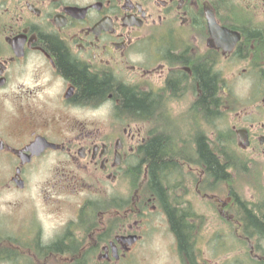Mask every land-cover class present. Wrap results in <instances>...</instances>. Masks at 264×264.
Listing matches in <instances>:
<instances>
[{
  "label": "flooded vegetation",
  "instance_id": "af4514ba",
  "mask_svg": "<svg viewBox=\"0 0 264 264\" xmlns=\"http://www.w3.org/2000/svg\"><path fill=\"white\" fill-rule=\"evenodd\" d=\"M213 18L219 28L212 33ZM53 43L70 64L109 80L111 92L84 98ZM201 72L213 84L208 96ZM120 89L146 96L150 111L125 108ZM191 125L186 145L180 128ZM155 138L171 142L175 158L160 198L144 157ZM202 141L228 180L237 167L252 186L264 184V0H0V195L28 186L87 194L77 214L53 230L30 212L13 229L7 225L0 236L13 240L9 253L33 257L27 264H134L152 207L166 218L180 264H212L199 257L201 216L190 197L221 202L203 193L219 182L202 161ZM126 186H136L133 198H101ZM232 195L230 207L244 210L237 228L255 240L248 258L242 253L234 264H264V240L245 230L244 214L263 219L264 203ZM44 200L54 207L49 215L63 212L58 199ZM170 212L188 224L191 259L179 247ZM127 236L139 240L129 245Z\"/></svg>",
  "mask_w": 264,
  "mask_h": 264
},
{
  "label": "rangeland",
  "instance_id": "374dc122",
  "mask_svg": "<svg viewBox=\"0 0 264 264\" xmlns=\"http://www.w3.org/2000/svg\"><path fill=\"white\" fill-rule=\"evenodd\" d=\"M153 128L157 131L164 130L161 125L156 123H154ZM180 129L183 138H187V145L190 143L189 140H192L193 126H185ZM177 173L178 171H175V174L168 177L171 183ZM230 179L216 185V191H212V193L203 191V193L208 192V198L215 193L221 200L219 205L210 203L209 199L202 198L197 201L194 200L192 195L190 196L196 214L201 216L198 222L201 230L198 246L203 251H201L199 257L212 259V264H234L238 256H242V253L248 258L250 251L248 249L255 242V240L247 241L241 228H237L238 223L236 220L238 219L236 217L240 214V210L236 206L230 207L231 204L228 199L231 192L241 194L245 202L249 201V203L255 205L264 203V184L261 181H257L258 186H252L250 177L237 167L232 172ZM230 183L234 186H231ZM52 187L54 186H28L25 193L3 192L0 195V231L6 230L7 225H16L18 221H24L30 213L29 218L35 216L40 219L46 231L53 230L54 226L75 216L78 205L83 198L87 197V194L81 190L78 194L73 193L70 195L61 190V186H55V189ZM118 193L115 191L101 198L118 196L116 198L125 200L134 196V190H130V186H126L125 190L123 189L121 193ZM49 195L53 200L58 199V202L61 203L59 207L62 208L63 212L58 208L57 213L48 214L49 210L54 209V207L49 208L44 205V199ZM92 198H96V196ZM32 201L35 203H31ZM153 209L148 207V215L144 217V222L141 224L145 234L133 256L134 264H180L177 243L166 218L161 210L152 211ZM185 209L193 212V208L189 205ZM200 219H203L202 222ZM9 241L8 238L0 236V247L6 248L3 258H0V264H27V262H32L33 257H30L27 261L23 255L7 253L6 251L11 246L8 244ZM8 256L13 257L14 261L7 258Z\"/></svg>",
  "mask_w": 264,
  "mask_h": 264
},
{
  "label": "trees",
  "instance_id": "16d2710c",
  "mask_svg": "<svg viewBox=\"0 0 264 264\" xmlns=\"http://www.w3.org/2000/svg\"><path fill=\"white\" fill-rule=\"evenodd\" d=\"M53 50L58 56L59 65L63 69L64 73L73 79L76 85L80 88L81 94L84 98H97L103 95H106L108 92H111V83L109 80H99L97 77L88 75L84 70L76 67L73 64L69 63L65 51L62 50L60 44L53 43ZM201 82L203 88L206 91L208 96L209 92H213L212 85L207 78V76L201 72L200 73ZM118 92L121 94L123 104L125 108L136 111L140 114H147L150 111L149 106L147 105L146 96L137 97L133 92L125 89H120ZM173 145L165 142L162 138H155L149 144L145 146V161L150 166V172L152 175V183L154 184L155 193L160 198L163 193L162 182L167 180V169L171 164H168V161L173 162L175 159L173 152ZM199 152L202 157V161L206 162L208 165V170L212 173L215 172V177L218 178V182H223L228 180L230 177L225 173L224 166H221L219 160L214 156L208 149L205 141L200 142ZM174 153V152H173ZM172 167V166H171ZM158 188V190L156 189ZM235 199H239L238 195H232ZM244 211V210H243ZM243 211L240 210V214H243ZM248 216L246 219V228L245 230L256 232L259 237L264 240V218L258 219L252 211L244 212ZM171 219V226L173 232L176 234L179 242V247L181 251H185L183 255L186 257H192L191 251V240L189 236L188 224L185 223L184 219L176 215L174 212L169 213ZM193 245V244H192ZM59 249L61 246L58 247Z\"/></svg>",
  "mask_w": 264,
  "mask_h": 264
},
{
  "label": "water",
  "instance_id": "95a60500",
  "mask_svg": "<svg viewBox=\"0 0 264 264\" xmlns=\"http://www.w3.org/2000/svg\"><path fill=\"white\" fill-rule=\"evenodd\" d=\"M217 28H218V26L216 25L215 20L212 19V21L210 22V29H211L212 33L215 32L217 30Z\"/></svg>",
  "mask_w": 264,
  "mask_h": 264
}]
</instances>
